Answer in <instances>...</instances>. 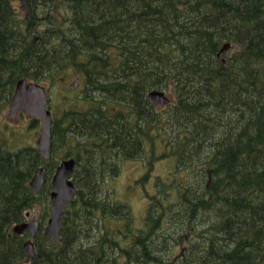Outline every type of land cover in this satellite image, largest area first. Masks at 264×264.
I'll return each mask as SVG.
<instances>
[{"label": "trees", "instance_id": "16d2710c", "mask_svg": "<svg viewBox=\"0 0 264 264\" xmlns=\"http://www.w3.org/2000/svg\"><path fill=\"white\" fill-rule=\"evenodd\" d=\"M58 1L54 12L53 0H30L27 22L16 0H0V114L19 80L53 87L75 74L88 106L53 119L48 162L32 146L0 144V264H264V0ZM225 44L234 52L224 66ZM150 90L170 105L152 108ZM148 145L140 185L154 159L177 169L154 179L136 227L110 181ZM62 156L76 160V194L54 242L42 229ZM43 165L35 195L29 182ZM34 207L28 260V235L12 226Z\"/></svg>", "mask_w": 264, "mask_h": 264}, {"label": "rangeland", "instance_id": "374dc122", "mask_svg": "<svg viewBox=\"0 0 264 264\" xmlns=\"http://www.w3.org/2000/svg\"><path fill=\"white\" fill-rule=\"evenodd\" d=\"M37 4L39 6L40 2ZM53 5L55 12V7L60 5V2L53 0ZM16 8L21 13L18 2H16ZM63 79L67 81L66 83H71L75 78L66 76ZM46 87L49 94L48 108L53 117L58 118L64 110L73 109L74 106L70 99L73 96V92L67 86H60L57 83L54 87H48L47 85ZM167 95L171 99V95L169 93ZM38 130L39 123H32L31 120L28 121L24 114H19L15 119L9 116L8 109L0 114V143L5 144V147L9 150H17L26 145L35 146ZM155 150L154 155L156 156L162 151L160 144L157 143L155 145ZM140 152L141 154L137 152L131 158L123 159L119 165L118 176L110 181L115 190L116 198L126 203L131 209L133 222L136 227L142 225L146 213L147 195H150L154 191V179L159 178L161 181L169 182L172 180L174 172L177 169V161L173 158L154 159L152 163V178L147 181V184L142 186L139 183L147 172L146 164L150 157L149 145L146 146L145 153L142 150ZM63 153L64 150L60 151L59 155ZM61 160L62 158L58 162ZM40 212L39 207L32 208L26 212V220L38 219Z\"/></svg>", "mask_w": 264, "mask_h": 264}, {"label": "water", "instance_id": "95a60500", "mask_svg": "<svg viewBox=\"0 0 264 264\" xmlns=\"http://www.w3.org/2000/svg\"><path fill=\"white\" fill-rule=\"evenodd\" d=\"M29 0H19L20 9L26 13V19H31L30 9L28 5ZM233 48L226 44L217 54L221 64L225 61L221 59L222 54H232ZM147 99L153 107L166 106L169 103V97L163 91L153 90L147 94ZM47 92L43 86L34 83H27L25 80L19 81L14 89L11 102L8 108L9 115L15 117L19 111L24 112L27 117H33L40 120L39 138L37 140V149L44 159L50 158V128H51V114L46 109ZM75 160L65 159L57 166L52 177L51 185L54 188L50 194V219L43 231L44 236L52 239L55 242L60 240L59 231L62 227L64 211L67 205L73 200L75 196V187L69 177L73 173ZM45 168L36 170L33 178L30 181L29 187L33 193H38L43 185V178ZM39 229V223L36 220L24 222L13 227V232L18 235H23L28 232L32 237L36 235ZM24 252L27 257L36 259L35 250L31 241H27L24 245Z\"/></svg>", "mask_w": 264, "mask_h": 264}, {"label": "flooded vegetation", "instance_id": "af4514ba", "mask_svg": "<svg viewBox=\"0 0 264 264\" xmlns=\"http://www.w3.org/2000/svg\"><path fill=\"white\" fill-rule=\"evenodd\" d=\"M71 78H75L71 83H66L67 81L63 78H59L58 83L60 84V86H67V88H69V90L73 92V96L70 97V99L72 100L73 106H74L73 109L80 110V111L85 110L88 108L87 102L82 103L81 101L82 100L81 96L84 92V79L85 78L84 76L80 74H75L74 77H71ZM77 103H79V105H77ZM26 119L28 121L30 120L27 117Z\"/></svg>", "mask_w": 264, "mask_h": 264}, {"label": "bare ground", "instance_id": "6f19581e", "mask_svg": "<svg viewBox=\"0 0 264 264\" xmlns=\"http://www.w3.org/2000/svg\"><path fill=\"white\" fill-rule=\"evenodd\" d=\"M223 46H224V45H223ZM223 46H222V47H223ZM222 47H221V48H222ZM221 48H220V50H221ZM224 66H225V65H224ZM150 91H153V90H150ZM150 91H149V92H150ZM149 92H148V93H149ZM150 104H151V103H150ZM168 105H170V104H168ZM168 105H166V106H162V107H158L157 109L166 108ZM169 158H170V157H169ZM173 159H174V158H173ZM174 160H175V159H174Z\"/></svg>", "mask_w": 264, "mask_h": 264}]
</instances>
